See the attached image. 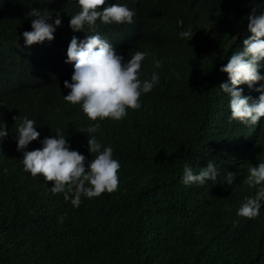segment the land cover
Masks as SVG:
<instances>
[{
  "label": "trees",
  "instance_id": "1",
  "mask_svg": "<svg viewBox=\"0 0 264 264\" xmlns=\"http://www.w3.org/2000/svg\"><path fill=\"white\" fill-rule=\"evenodd\" d=\"M64 1L0 0V82L19 75L24 81L29 73L25 62L31 48L22 33L32 30L31 9L55 15ZM163 1L139 0L147 30L172 31L158 8ZM185 2L174 0L179 7ZM218 4L215 16L221 17L226 0ZM206 44L204 38L194 40L192 57L200 67L196 84L186 74L171 77L161 66L155 70L159 83L141 95L140 109H128L119 121L95 122L101 150L111 146L120 162L119 186L98 197L82 196L79 207L63 194L54 195L52 182L25 171L22 159L23 151L42 148L41 141L57 130L70 150L94 159L98 153L89 152L86 134L78 132L87 127L81 111L70 105L45 109L21 89L0 94V122L9 133L0 149V264H264V203L254 219L237 215L244 198L251 197L243 175L254 163H264V153L249 156L235 148L225 167L236 179L226 184L219 170L227 152L222 141L233 123L230 110L204 105L207 87L218 79L207 76V62L220 57L219 48ZM51 47L59 46L40 45L33 54L36 62L50 60ZM24 117L36 121L40 136L17 151V127ZM208 161L219 171L215 181L182 182L185 164L198 174Z\"/></svg>",
  "mask_w": 264,
  "mask_h": 264
},
{
  "label": "clouds",
  "instance_id": "2",
  "mask_svg": "<svg viewBox=\"0 0 264 264\" xmlns=\"http://www.w3.org/2000/svg\"><path fill=\"white\" fill-rule=\"evenodd\" d=\"M158 6L172 25L171 32L147 30L139 0H65L55 15L42 13L39 8L29 13L35 17L32 30L22 33L25 46L31 48L25 62L29 73L24 81L20 75L4 79L0 94L21 89L45 109L70 105L81 111L87 127L78 132L86 134L89 152L98 153L91 161L70 150L59 130L41 141L42 148L23 151L40 136L35 120L22 118L16 132V147L23 151L25 171L52 182L51 192L63 194L73 207L80 206L82 196L98 197L119 186L120 162L113 158L111 146L101 150L102 144L94 135L100 125L95 122L105 118L119 121L127 116L128 109H140L141 95L159 83L155 70L161 66L171 77L186 74L190 84H196L200 73L192 57L196 38L206 39L205 46L212 43V48L220 49V57L207 62V76L218 79L207 87L204 105L209 110H230L229 123L233 125L222 141L227 152L219 168L226 184L231 186L236 179L225 167L235 148L249 156L264 153V0H226L221 17L215 16L218 0H186L183 7L174 0H164ZM43 44L59 47L49 49L50 60L38 63L33 54ZM150 71L154 72L149 79L146 74ZM6 128L0 122V149L9 135ZM231 163L236 166L235 160ZM254 164L243 175L251 197L246 196L237 211L238 216L248 219L256 218L264 203V163ZM218 175L212 161L198 174L185 164L182 182L204 185Z\"/></svg>",
  "mask_w": 264,
  "mask_h": 264
},
{
  "label": "bare ground",
  "instance_id": "3",
  "mask_svg": "<svg viewBox=\"0 0 264 264\" xmlns=\"http://www.w3.org/2000/svg\"><path fill=\"white\" fill-rule=\"evenodd\" d=\"M252 4L255 5V6H257L258 5V2H252ZM231 136H233V134H231Z\"/></svg>",
  "mask_w": 264,
  "mask_h": 264
}]
</instances>
